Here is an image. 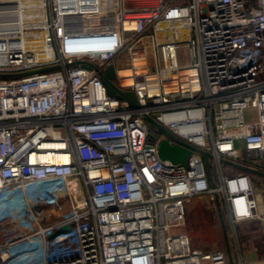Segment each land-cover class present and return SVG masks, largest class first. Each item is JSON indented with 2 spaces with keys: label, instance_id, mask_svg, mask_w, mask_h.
<instances>
[{
  "label": "built area",
  "instance_id": "built-area-1",
  "mask_svg": "<svg viewBox=\"0 0 264 264\" xmlns=\"http://www.w3.org/2000/svg\"><path fill=\"white\" fill-rule=\"evenodd\" d=\"M33 1L0 0V264H264L184 231L195 197L227 237L264 218V176L233 165L264 173V0H42L40 27L20 14ZM164 21L189 29L184 59L151 66ZM109 65L137 107L108 93ZM164 139L200 151L162 160ZM14 192L25 202L3 204Z\"/></svg>",
  "mask_w": 264,
  "mask_h": 264
},
{
  "label": "rangeland",
  "instance_id": "rangeland-1",
  "mask_svg": "<svg viewBox=\"0 0 264 264\" xmlns=\"http://www.w3.org/2000/svg\"><path fill=\"white\" fill-rule=\"evenodd\" d=\"M149 35H153V37H147L145 42L150 47V65H155V55L158 56V58L159 56L162 57L163 64H170L163 59L164 55L162 53V49L168 45H164L159 41V29L157 33L154 34L151 32ZM155 43L160 44L156 51L157 53H155L153 49V44ZM180 59H182V61L184 59L183 50L182 53L180 51V55L178 54L176 63H180ZM238 146L241 145L238 144ZM243 156H247L245 152H243ZM239 172V169H234V173ZM39 193L40 190L38 192L33 191L30 199L34 198ZM14 206L20 207L21 203L18 201ZM217 212L218 211L205 197H195L189 202L184 231L192 238L193 246L203 251L223 249L226 253H228L229 245L230 251L236 263L239 261L238 247L245 262L264 259V218L239 223L237 225L239 237L226 238L222 222L220 221ZM225 224L226 230L230 232V226L226 222Z\"/></svg>",
  "mask_w": 264,
  "mask_h": 264
},
{
  "label": "bare ground",
  "instance_id": "bare-ground-1",
  "mask_svg": "<svg viewBox=\"0 0 264 264\" xmlns=\"http://www.w3.org/2000/svg\"><path fill=\"white\" fill-rule=\"evenodd\" d=\"M33 2L36 3V7L32 10H27V11H20L21 17L23 19L24 25H35L37 27H40L41 25L44 24L46 20V13H45V8L43 6V3L39 5V3L42 2V0H34ZM159 29V41L164 44L168 45L162 49V53L164 55V61H174L176 59V54L178 53L179 50H186V44L181 45L180 43L186 42V40L189 37V29L187 27L179 25L177 22H169V21H164L161 22L158 26ZM173 29H179L180 30V36H175L172 34ZM44 32L38 30L35 33V36L39 39L38 42L39 47L38 49H41L43 46L41 45L42 39H43ZM179 43V44H176ZM175 44V45H172ZM185 52V51H184ZM182 53V51H181ZM182 57V55H181ZM181 60V59H180ZM178 62V61H177ZM177 64V63H176ZM129 71L125 70L122 72V74H128ZM67 161L68 159L66 157H60L57 159H53L52 161ZM35 187H39V185H31L28 189V192L26 195L28 196V199L32 196L33 189ZM24 194L22 192H14L11 195H6L4 194V200L3 204L9 205L14 202H20L21 205L25 202L24 201Z\"/></svg>",
  "mask_w": 264,
  "mask_h": 264
},
{
  "label": "water",
  "instance_id": "water-1",
  "mask_svg": "<svg viewBox=\"0 0 264 264\" xmlns=\"http://www.w3.org/2000/svg\"><path fill=\"white\" fill-rule=\"evenodd\" d=\"M115 78V70H114V66L113 65H109L108 68L105 70L104 72V82L107 86V90L108 93L111 96H115L119 99H123V100H127L130 102L131 105L133 106H138L137 104V98L134 94V92L130 91V92H122L113 82ZM147 119L152 122L156 127H158L160 130H162L163 132H165L168 136H170L171 138H174V136L168 132L159 122H157L155 119H153L150 116H146ZM176 139V138H174ZM177 144H170V142L167 139H164L160 142L159 144V148H158V153H159V157L162 160H170L172 163L178 164V163H182L184 165L187 164V159L188 156L190 155L192 150H198L197 148L190 146L184 142H181L179 140H177ZM204 155L206 157L209 156V154L203 152ZM235 167L244 170V171H248L250 173H256V174H260L264 176V173L258 172L252 168H248L245 166H240L237 164H233ZM210 171V168H209ZM51 211L54 213L55 215V209L51 208ZM221 222H222V226L224 229V233H225V237L227 238V233H226V224L224 221L223 216L221 215ZM70 229V225H65L63 227H61L60 229H58L57 231H55L54 233L49 235V238H54L56 236H58L59 234L68 231ZM228 256L230 258V261L232 262V255H231V251L228 245Z\"/></svg>",
  "mask_w": 264,
  "mask_h": 264
},
{
  "label": "crops",
  "instance_id": "crops-1",
  "mask_svg": "<svg viewBox=\"0 0 264 264\" xmlns=\"http://www.w3.org/2000/svg\"><path fill=\"white\" fill-rule=\"evenodd\" d=\"M33 190H34L35 192H36V191L38 192V191L41 190V189H40V187H35ZM15 203H16V202L12 203V205H15ZM10 205H11V204H10Z\"/></svg>",
  "mask_w": 264,
  "mask_h": 264
},
{
  "label": "trees",
  "instance_id": "trees-1",
  "mask_svg": "<svg viewBox=\"0 0 264 264\" xmlns=\"http://www.w3.org/2000/svg\"><path fill=\"white\" fill-rule=\"evenodd\" d=\"M226 166L227 167H231V165L230 164H226ZM218 213V216H219V218H220V221H221V215L219 214V212H217Z\"/></svg>",
  "mask_w": 264,
  "mask_h": 264
}]
</instances>
